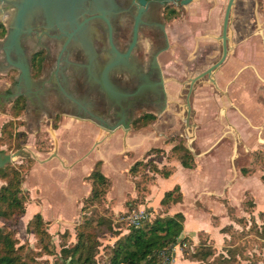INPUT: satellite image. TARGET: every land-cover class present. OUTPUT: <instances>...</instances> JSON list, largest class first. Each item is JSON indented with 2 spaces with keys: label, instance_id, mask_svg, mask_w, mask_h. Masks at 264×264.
I'll use <instances>...</instances> for the list:
<instances>
[{
  "label": "rangeland",
  "instance_id": "obj_1",
  "mask_svg": "<svg viewBox=\"0 0 264 264\" xmlns=\"http://www.w3.org/2000/svg\"><path fill=\"white\" fill-rule=\"evenodd\" d=\"M228 1L195 0L184 6L185 16L181 14L179 19L175 17L173 23L168 24L173 35L169 40L173 52L164 61L165 76L169 78L165 87L167 95L162 111L150 123L131 126V120L148 109L139 105L136 109L133 105H116L109 109L97 106L111 110L110 114L115 108L114 119L91 120L75 115L49 119V115L36 114L35 102L30 96L28 112L23 115L25 124L18 120L9 126L15 136L6 141L10 150L17 151L21 146L32 153L30 157L18 156L9 164L19 168L22 177L20 196L25 201V212L15 219H0V227L15 232L18 246L25 245L27 249L39 252L38 263L55 264L63 247L76 243V227L85 217L100 215L110 219L108 229L105 228L100 237L102 245L97 255L98 264L106 263L110 248L133 226L129 222L130 213L144 209L150 213L148 220L152 221L177 212L185 214L182 237L170 253H162L164 264H264V114L256 112L257 105L253 104L248 113L239 105L242 113L237 106L226 108L219 104L213 115L210 97L215 91L223 94L225 90L217 91L213 82H208L205 77L195 84L190 97L192 111L187 120L189 78L205 71L222 57L223 45L219 37ZM154 5L152 9L161 8L160 3ZM242 6L236 1L232 9L229 32L234 36L237 32L244 33L246 26L241 24L253 19H249V12L240 8ZM261 9H264L262 4ZM254 18L251 34L257 40L252 44L232 41L230 56L221 65L226 69L224 77L233 78L228 81L226 93L245 67L254 74L258 88L264 89V19L260 15ZM35 34L21 35L20 43L27 55L37 48ZM7 38L12 41L11 32ZM6 49L7 45L0 43V68L6 67L3 57ZM195 50H199V57L193 61L199 67L198 73L196 69L193 73L189 69L183 71L184 63L189 66L192 63L191 54ZM186 59H190L189 62ZM259 64H263V71ZM6 71L7 67L0 69V104L8 109L18 94L34 90V82L17 77L20 80L13 83L11 76L4 75ZM238 84L233 87L237 91L245 87V83ZM156 97L154 90L153 98ZM69 113H75L73 107ZM225 114L227 116L223 118ZM12 118L10 112L0 110V125ZM122 121L127 126L122 125ZM178 143L191 147L196 161L201 162L192 172L196 177L205 176L202 167L212 176L207 185V179L197 181L202 184L201 189L194 188L195 182L189 178L192 175L182 171L188 169H179L181 161L172 152ZM152 148L164 151L149 155ZM55 152L57 156L53 155ZM99 157L103 159L102 170L111 185L100 202L88 203L83 211L85 200L92 191V181L88 177ZM151 160L159 168L173 169L174 175L164 178L152 168ZM137 161H147L148 165L138 167L132 174L130 169ZM242 168L250 169L251 173L244 175ZM5 182L0 178V189ZM176 182H182L183 195L186 192L184 201L180 202L183 204L163 205L164 194L176 187ZM37 213L42 214L47 223L51 238L45 243L52 249V254L40 252L38 238L28 230L29 222ZM208 249H212L213 254L201 260L198 253Z\"/></svg>",
  "mask_w": 264,
  "mask_h": 264
},
{
  "label": "flooded vegetation",
  "instance_id": "obj_2",
  "mask_svg": "<svg viewBox=\"0 0 264 264\" xmlns=\"http://www.w3.org/2000/svg\"><path fill=\"white\" fill-rule=\"evenodd\" d=\"M8 1L0 0V31H5L0 43L7 45V52L3 53L7 67L4 75L11 76L13 83L20 79H31L34 82V90L18 94L10 102L8 109L0 104V110L12 114L17 99L20 98L24 103L20 116H13L11 120L18 119L25 124L23 115L28 112L30 96L35 102L36 114L49 115V119L72 115L91 120L114 119L115 108L110 114L111 110H103L97 106L108 109L116 105H133L135 109L138 105L143 106V109L147 107L146 111L144 109L138 117L131 120L132 125L142 115L156 116L162 111V103L167 95L166 81L169 79L165 76L164 61L173 52L169 43L173 35L168 24L173 23L175 17L179 19L181 14L185 16L184 5L180 2L161 4L159 1L148 0L138 24L136 43L132 47L141 8L138 0L132 4L130 0H125V10L119 13L101 12L98 16L84 14L73 21L22 31L15 44L7 38L14 30L9 27L14 8ZM152 2L160 3L161 8L152 9L151 6H155ZM103 14L106 16H102ZM30 33H36L34 43L37 48L31 55H27L20 41L22 34ZM191 60L190 66L184 63L182 70H193V73L196 69L198 73L199 67L193 62L195 57ZM6 67L0 69L4 70ZM195 76L189 78V83ZM194 89L195 85L193 91ZM154 90L157 92L156 98H153ZM72 107L75 113H69ZM119 116L128 120L122 114H118ZM5 124L6 122L0 125V137ZM12 152L15 150H10L9 145L0 143V153ZM30 154L32 155L31 152Z\"/></svg>",
  "mask_w": 264,
  "mask_h": 264
},
{
  "label": "trees",
  "instance_id": "obj_3",
  "mask_svg": "<svg viewBox=\"0 0 264 264\" xmlns=\"http://www.w3.org/2000/svg\"><path fill=\"white\" fill-rule=\"evenodd\" d=\"M4 36L5 31H0V38ZM23 107L24 103L22 104L21 99H17L12 109L15 118L20 116ZM155 119V115L145 114L133 121L131 126L135 127L137 123L147 124ZM17 121L18 119L11 120L4 125L0 137L1 144H6L7 140L11 141L14 138L15 133L9 126ZM161 151L164 150L152 148L149 150V155ZM172 152L178 156L184 167L195 168V155L185 144L178 143L172 148ZM151 162L153 160L149 161V163ZM142 165L147 166L148 162L137 161L131 167L130 173H136L138 167ZM101 166L102 162H97L96 167L88 177L92 181V191L85 200L83 211L86 210L88 203L100 202L111 185L109 177L103 173ZM152 168L164 178H169L174 173L173 169L159 168L154 162ZM17 169L9 164L0 169V178L6 181L0 189V219H15L17 215L25 212V201L20 196L22 177ZM241 171L244 175L251 173L248 168H242ZM262 180L264 181V175ZM183 199L181 187L176 185L173 189L166 191L161 203L163 205L177 204L183 202ZM185 219L183 212H177L174 215L159 216L154 221L146 220L140 226H131L129 232L121 235L115 245L110 248V257L104 264H164L162 253H170L178 244L184 231ZM109 220L105 215L86 216L84 221L76 227V243L71 246H64L61 256L55 264H98L97 255L102 245L100 237L105 228L108 229ZM46 224L42 214L37 213L29 222L28 230L38 238L40 252L52 254V249L45 243L47 239L51 238ZM18 244L14 231L0 227V264H40L37 261L39 252L37 253L31 248L27 249L25 245L18 246ZM212 254V249H208L202 254L198 253L197 256L204 260L203 258L207 259ZM230 262L227 261V263Z\"/></svg>",
  "mask_w": 264,
  "mask_h": 264
},
{
  "label": "water",
  "instance_id": "obj_4",
  "mask_svg": "<svg viewBox=\"0 0 264 264\" xmlns=\"http://www.w3.org/2000/svg\"><path fill=\"white\" fill-rule=\"evenodd\" d=\"M8 1V0H7ZM125 0H9V4L14 8L12 19L9 27L14 28L12 34V42L14 44L15 31L22 32L32 30L37 27H50L56 24H60L66 21H73L84 14H91L98 16L101 12H122L124 9ZM159 1L161 4L169 2H180L182 5L186 6L194 2L195 0H155ZM135 0H130V3H134ZM141 4L140 12L136 21V32L132 47L135 45L137 40V28L140 22L142 13L144 12L145 6L148 5V0H138ZM236 0H229L224 21L222 27V35L219 39L222 41L223 54L220 60L211 65L205 71L199 73L194 78L191 79L190 89L187 97L188 106V121L190 119L192 107L190 102V97L194 88V85L201 79L208 77L213 83H216L213 74L216 69H218L227 59L230 51L229 45V27L232 9L234 8ZM128 8V7H127ZM126 8V10H127ZM102 16H106L103 14ZM18 38V37H17ZM17 42V41H16ZM15 42V43H16ZM191 148V147H189ZM30 152L26 147H23L15 152L9 154L0 153V167L3 168L7 164L11 163L18 156L30 157ZM57 156V152L53 154ZM34 156V155H33ZM53 157V156H52ZM51 157V158H52Z\"/></svg>",
  "mask_w": 264,
  "mask_h": 264
},
{
  "label": "crops",
  "instance_id": "obj_5",
  "mask_svg": "<svg viewBox=\"0 0 264 264\" xmlns=\"http://www.w3.org/2000/svg\"><path fill=\"white\" fill-rule=\"evenodd\" d=\"M237 3H240L242 4L243 6L240 7V8H244L245 10H247L249 13H248V17L249 19L251 18L252 21H249L245 24H241V26H246V30L244 33H236L235 36L232 35L230 32H229V45H230V48H232V41H235L237 43H247V44H252L254 43L256 40H257V37L252 35L251 34V30L253 29V24H254V21L255 20V16L257 18H259V15L262 19H264V9H261V4L262 6H264V0H236ZM233 25V23H232ZM238 25V24H237ZM236 25V26H237ZM210 26V25H209ZM235 26V25H234ZM239 27V25H238ZM241 28V27H240ZM259 38V37H258ZM234 49V48H233ZM232 50V49H231ZM230 50V51H231ZM229 51V54L231 53ZM199 50L196 52V50L193 52V56L195 57V59H197V57H199ZM230 55H228L227 57V60L229 58ZM226 60V61H227ZM215 62V61H214ZM210 63H213V62H210ZM209 67V66H208ZM207 67V68H208ZM221 67V66H220ZM241 67V66H240ZM239 67V68H240ZM224 68L223 66L221 67V69H216L214 71V74H213V77L216 81V83H213V85H215V88L217 89V91H220L221 90H225L226 91V88H227V85H228V81L233 78H225L224 77V71L226 69H222ZM259 68H260V71L262 70L263 71V64H259ZM200 73V72H199ZM234 74V73H232ZM254 77V74H252V71L249 70L247 67H245V70L243 72H241L238 76V78L236 79L237 82L232 84V86H230L228 88V92L226 93L225 91L223 92V94H220L219 92H216L212 95V97H210V103L209 104V107L211 108V113L214 115L217 113V106H225L226 108L229 107V106H241V107H244V111L246 113H248V111H250V106L253 104V105H257V110L256 112L258 113H261V114H264V89L263 88H258V84L257 83V79L256 78H253ZM208 78V77H207ZM252 78V79H251ZM208 82H212L209 78L207 79ZM242 84V83H245V87L244 88H240L239 91H237V88H233L235 84ZM250 83L252 84L250 86ZM255 84H256V87H255ZM239 85V84H238ZM232 94H229L231 93ZM233 92H235L236 94H233ZM239 93V94H238ZM212 100V102H211ZM249 100H251L252 102H250ZM239 105V106H238ZM240 108V107H239ZM241 110V108H240ZM216 112V113H215ZM230 114L229 115H232V112H229ZM241 113H242V110H241ZM245 114V113H244ZM227 115L225 114L223 116L226 117ZM124 121H122V125L124 126H127V123H123ZM214 135H212L213 137ZM116 139V138H115ZM201 147H203V145L201 144ZM196 159V157H195ZM198 160V159H197ZM97 162L101 161L102 162V165L104 166V162H103V159L102 157H99L97 158L96 160ZM199 161H196V165L198 164L199 166ZM102 167V166H101ZM182 168H186L184 167L182 164L180 165V170ZM196 168V167H195ZM195 168H186L188 170H183V172H189L192 176H190L189 178L195 182L194 184V188L197 187V189H201V185L199 182H197L198 180H202V179H207L208 182H206V185L210 183V180H211V177L209 173L206 172L205 170V167H202V171H204V177L201 178V177H196L195 174H193L192 172H194ZM103 169V167H102ZM191 170V171H189ZM103 171V170H102ZM104 172V171H103ZM174 174H172L173 176ZM170 178V177H169ZM177 183V182H176ZM174 183V186L176 185H179L181 187V185L183 186L182 182L181 184L180 183ZM204 184V183H203ZM184 188V186H183ZM187 190V189H186ZM181 191L183 192L182 188H181ZM197 191V190H196ZM184 193V192H183ZM193 193H195V189L193 191ZM185 195H186V192L184 194V199H185ZM183 199V201H184ZM180 204H183V203H180Z\"/></svg>",
  "mask_w": 264,
  "mask_h": 264
},
{
  "label": "built area",
  "instance_id": "obj_6",
  "mask_svg": "<svg viewBox=\"0 0 264 264\" xmlns=\"http://www.w3.org/2000/svg\"><path fill=\"white\" fill-rule=\"evenodd\" d=\"M130 214L131 215L129 217V222H131L133 226H140L150 218V213L145 211L144 209L133 210Z\"/></svg>",
  "mask_w": 264,
  "mask_h": 264
},
{
  "label": "bare ground",
  "instance_id": "obj_7",
  "mask_svg": "<svg viewBox=\"0 0 264 264\" xmlns=\"http://www.w3.org/2000/svg\"><path fill=\"white\" fill-rule=\"evenodd\" d=\"M9 8V7H8ZM13 33V32H12ZM21 32H18V31H15V33H14V35H17L16 37H15V40H14V42H18V40H17V37H18V35L20 34ZM25 67V66H24Z\"/></svg>",
  "mask_w": 264,
  "mask_h": 264
}]
</instances>
